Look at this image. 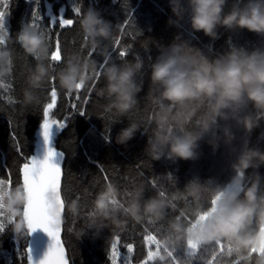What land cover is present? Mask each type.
<instances>
[{"label": "trees", "instance_id": "1", "mask_svg": "<svg viewBox=\"0 0 264 264\" xmlns=\"http://www.w3.org/2000/svg\"><path fill=\"white\" fill-rule=\"evenodd\" d=\"M232 2L233 0H228L225 12L229 10ZM35 6V0L33 4L31 0L29 3H25V0H9V8L6 10L9 15L5 18V28L10 39L14 38L22 25L30 22L32 7ZM75 6H80L82 12L92 8L111 24L112 38L103 42L106 48L103 54L95 50L89 57L91 49L85 46L87 38L79 30V16L71 10ZM61 9H64L63 13ZM38 11L42 15L39 23L51 29L50 33L46 30L49 46L47 63L52 65L50 78L38 93L41 104L22 110L14 98L20 96L25 87L26 75L35 61L31 57H25L18 45H9L13 51L14 67L11 78L0 82V85H3L0 87V106L3 107L0 111V175L7 179V169L11 168L10 188L18 186L14 163L19 161L20 157L12 147L13 135L18 138L25 154L30 157L44 148L40 136L42 105L50 99V89L54 86L58 99L56 106L51 110L52 118L63 119L66 116L67 120L63 129L51 130L48 147L61 153L64 159L62 183L65 199L61 238L66 247L69 264H110L107 256L111 241L116 235L119 236L118 247L121 252L126 250L127 243L134 245L132 263L137 264L145 259L147 254V246L143 240L144 228L149 229V234L158 230L161 247L159 251L163 252V261L170 264L168 252L175 250L179 254L184 247L187 237L184 229L193 225L189 218L195 222L207 212L211 208L215 193L236 177L231 165L240 153L246 149L264 152V114L256 112L250 105L245 106L235 118L215 121L210 131L198 141L195 159L180 161L169 158L165 146L161 159L153 161L148 157L146 148L156 130L150 119L159 111V107L150 98L149 66L155 62L161 48L171 44L174 38H179L211 61L228 51L229 45L247 51L264 49V37L242 30L226 32L221 29L219 38L209 41L202 34L191 32L187 16L179 26L168 27V0H40ZM59 15L74 19L76 23L61 29L58 23ZM55 17L57 19L52 21ZM125 20L129 23L124 24ZM57 39L62 60L53 62L50 60V51L55 50ZM121 50L126 52L124 58L119 57ZM74 56L95 61L100 75H95L79 93L74 91L69 95L59 88L55 73L63 67L65 59ZM136 58L143 62V68L136 77L138 82L142 81V91L137 96V104L126 117L110 123L104 118L101 110L106 100L98 95L104 84V67L112 63L134 61ZM106 59L107 62L104 63ZM101 63H104L103 68L100 67ZM151 95L158 96V91L152 89ZM70 103H75L77 109L84 110L86 114L79 115V111L72 109ZM191 107L195 108V112L188 120L184 118L186 112L173 110L176 121L167 129L166 134L179 135L184 131L193 132L198 129L200 121L208 114V108L203 104ZM133 122L138 125L133 139L124 145H117L114 142L117 133ZM106 136H110L113 142H107ZM228 136L232 139L225 144ZM210 140L217 144L215 151L209 143ZM255 176L259 177V183L257 200L253 205L254 213L250 222L242 229L241 236L256 237L263 227L259 217L264 211V165L255 169L249 168L241 177L243 189L240 191V198L243 199L244 190L251 185ZM108 185L117 189L118 200L124 205H127L138 191L141 193V205L150 198L161 200L165 204L163 217L157 221L145 217L136 223L117 211L115 216L120 221L119 228H114L110 221L90 218L88 213L92 211V201ZM18 187L22 200L18 218L23 222V190L21 186ZM4 190L7 192V187ZM73 199L77 201L79 209V215L75 218L65 209V204ZM2 220L4 229H0V264H26L28 235L25 225L23 237L14 236L10 226L15 221L6 213ZM172 222L181 225L180 233L172 232ZM82 227L83 235L77 237L75 233ZM219 241L230 242L231 247L236 250L232 257L225 256L219 264H233V261H238V264H255L257 257L254 253L249 260V254L237 250L232 241L225 239L200 245L201 257L206 259L209 250ZM180 264H188L187 258L181 256Z\"/></svg>", "mask_w": 264, "mask_h": 264}, {"label": "clouds", "instance_id": "2", "mask_svg": "<svg viewBox=\"0 0 264 264\" xmlns=\"http://www.w3.org/2000/svg\"><path fill=\"white\" fill-rule=\"evenodd\" d=\"M228 0H168L170 16L166 21L168 27H176L184 21L192 33H200L209 41H215L223 29L226 32L246 31L258 37H264V0H233L229 10L225 12ZM80 32L87 38L86 47L106 51L105 41L112 38V26L92 8L84 9L78 19ZM10 44L19 46L25 57H31L35 63L25 78V87L20 96L14 98L21 109L35 108L41 104L39 91L44 88L50 78V67L47 63L49 47L46 38L30 26L22 25L20 30L10 39L9 35H0V82L8 81L14 67L13 51ZM143 68V62L134 61L112 63L104 67V84L98 95L106 103L101 106L104 118L110 123L126 117L136 106L137 96L142 91V81L136 77ZM149 71L150 98L159 107V111L151 117L150 123L156 130L149 139L146 152L153 161H158L167 147L169 158L190 161L196 158L198 141L210 131L215 121L235 118L242 108L250 105L253 110L264 114V49L247 51L229 45L223 55L209 61L198 50L189 47L179 38L160 50ZM97 73V64L92 60H82L79 56L65 59L63 67L55 73V80L66 94L77 91V86H85ZM158 91L152 96L151 91ZM206 105L208 114L193 132L184 131L179 135L166 134L176 121L173 110L186 112L185 120L195 112L193 105ZM3 107L0 106V111ZM138 130L136 123L121 129L114 138L117 145H124ZM232 139L228 136L225 144ZM107 142H113L108 136ZM213 151L217 144L210 140ZM264 165V152L243 150L231 165L236 177H242L249 168ZM259 177H253L249 187L240 198L241 183L233 178L229 189L216 197L214 210L206 213V221L195 229H184L187 241L207 244L225 239L232 241L237 250L257 257L255 264H264V228L256 237L241 236L242 229L250 222L254 213V202L257 200ZM4 198V211L15 222L10 230L14 236L25 234V227L19 217V205L22 203L20 188H7ZM141 193L138 191L127 205L118 200V191L108 185L99 192L92 201V211L88 213L92 219L110 221L114 228L120 227L115 216L119 211L132 221L139 223L147 217L153 221L164 215L165 204L156 198H150L141 205ZM67 212L75 218L79 215L78 203L75 199L65 204ZM259 220L264 226V211ZM170 228L174 233L181 232V225L172 222ZM77 237L83 235V227L78 230ZM163 259V257H159Z\"/></svg>", "mask_w": 264, "mask_h": 264}, {"label": "snow or ice", "instance_id": "3", "mask_svg": "<svg viewBox=\"0 0 264 264\" xmlns=\"http://www.w3.org/2000/svg\"><path fill=\"white\" fill-rule=\"evenodd\" d=\"M36 6L32 7L31 20L26 25L30 26L32 29L40 32L46 38V30L50 33L51 29L47 25L39 23L42 20V15L38 11L40 0H35ZM25 3H29V0H25ZM33 4V0H31ZM9 8V0H0V35H9V32L5 28V18L8 17L9 12L6 11ZM72 12L79 16L82 12L80 6H75L72 9ZM64 9H61L63 13ZM57 17L52 19L55 21ZM59 27L61 29L65 27H70L76 23L74 19L65 18L63 15H59ZM124 24H128L129 21L125 20ZM117 43H119L117 41ZM49 47V46H48ZM94 50H90L88 55L91 57ZM126 56L125 51H119V57L124 58ZM50 60L53 62H59L62 60V56L59 53V39L56 41L55 50L50 51ZM107 62V59L104 63ZM104 63L100 64V67H104ZM51 64L49 67L51 68ZM99 72L96 73L98 77ZM3 87V85H0ZM81 90L80 86H77V93ZM58 94L53 86L50 89V99L46 100L42 105V120L40 123V136L44 145V154L42 157L37 156H28L25 154L23 148L20 146L18 138L13 135L11 139L14 141L12 145L14 151L20 157L19 161L14 163V167L17 170L18 174V186L23 187L25 190L26 203L28 204V211L31 217V223L29 229H43L47 232L50 239V246L47 249L45 258L40 262V264H69V259L66 255V247L62 241L61 231H54L50 227L51 223L44 216V211L47 208L46 197L49 194H55L59 200L61 207V214L63 210V202L65 199V189L62 183V169L58 164L53 163L52 161L60 155L55 150L48 147L50 142L51 130L55 128L56 130L63 129L66 126L67 117L63 119H54L52 118L51 110L57 104ZM79 99V96H77ZM86 102V101H85ZM10 103H14L10 101ZM70 107L74 110L79 111V115L84 116L86 113L84 110L77 109L75 103H70ZM41 111V109H37ZM105 140H108V136L105 137ZM11 174L12 169H7V179L0 175V193H3L5 187L8 189L11 185ZM155 187V185H154ZM239 191L242 189H238ZM163 194V193H162ZM222 195V194H221ZM79 199V196H77ZM216 200L212 201L214 205ZM190 223H194L191 218H189ZM0 229H4L3 220L0 219ZM157 231L149 234V229L144 228L145 235L143 236L144 244L148 246V251L146 258L137 262V264H149V261H152V246H155V249L159 248V239ZM118 241L119 236L116 235L110 244L109 254L107 260L110 264H117L118 258L121 256V253L118 251ZM128 255L123 257L122 264H132L130 259L131 254L134 251V245L132 243H127L125 245ZM234 250L231 247L230 242L219 241L216 245L209 250V255L207 258H202L200 255L201 248L198 243H192L190 241L186 242V245L180 250L179 254L175 250H170L168 252L170 264H180V257L187 258L188 264H219L220 260L226 257H232ZM27 252V264H32L31 258V247L26 248ZM247 259H251V255ZM233 264H238V261H233Z\"/></svg>", "mask_w": 264, "mask_h": 264}, {"label": "water", "instance_id": "4", "mask_svg": "<svg viewBox=\"0 0 264 264\" xmlns=\"http://www.w3.org/2000/svg\"><path fill=\"white\" fill-rule=\"evenodd\" d=\"M56 152L59 153L58 151ZM43 154H44V148H41L38 151H36L33 156L42 157ZM59 154L60 155H58L52 162L58 164V166L62 169L64 159L61 153ZM22 190H23L22 220L26 227L27 235H28L27 247H31L30 254L32 258V264H40V262L45 258L47 249L50 246L51 242L47 232H45L43 229H31V230L29 229V225L32 221L28 211V204L26 203L25 190L23 189V187ZM46 202H47V208L44 211V216L48 221L52 222L50 225L52 230L61 231L63 210L61 214V207L58 198L54 193L49 194L46 197ZM26 264H27V252H26Z\"/></svg>", "mask_w": 264, "mask_h": 264}, {"label": "rangeland", "instance_id": "5", "mask_svg": "<svg viewBox=\"0 0 264 264\" xmlns=\"http://www.w3.org/2000/svg\"><path fill=\"white\" fill-rule=\"evenodd\" d=\"M234 178L240 181V183H241V188L240 189H243L241 177H234ZM232 180H229L226 183V185L218 193L216 192L217 194L215 193V196H214L213 200H216L215 199L216 197L221 196V194H223L226 190L229 189V186H230V183H231ZM240 191H242V190H240ZM7 194L8 193L5 190L3 191V193H0V209H3V207H4V198H5V196H7ZM215 205H216V203L214 205L211 204V208L207 212H205L204 214H202L201 216H199L198 219L193 223V225L189 229H195L197 226L202 225L206 221V219H207V216L205 214L211 212L212 210H214ZM4 215H5V212L2 211V210H0V219H2L4 217ZM262 228H264V226ZM186 242H187V237L185 238L184 246L186 245ZM199 245L202 246L203 244H199ZM159 248H161V247H159ZM159 248L158 249H155V246L154 245L152 246V251H153L152 254H151L152 261H149V264H168L167 262L163 261V259L162 260L159 259V257H163L161 255L163 252L162 251H159L160 250ZM118 251L121 253V256L118 258L117 264H122L123 257L125 255H128V253H127V250H125L124 252H121L120 249H119V247H118ZM147 251H148V246H147ZM130 259L132 261V254L130 256Z\"/></svg>", "mask_w": 264, "mask_h": 264}]
</instances>
